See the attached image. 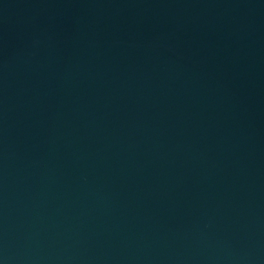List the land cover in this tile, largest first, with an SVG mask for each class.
Returning <instances> with one entry per match:
<instances>
[{
  "label": "water",
  "instance_id": "95a60500",
  "mask_svg": "<svg viewBox=\"0 0 264 264\" xmlns=\"http://www.w3.org/2000/svg\"><path fill=\"white\" fill-rule=\"evenodd\" d=\"M0 264H264V0H0Z\"/></svg>",
  "mask_w": 264,
  "mask_h": 264
}]
</instances>
